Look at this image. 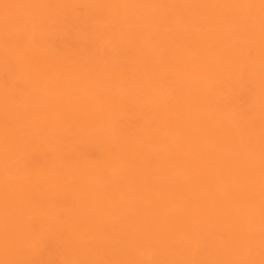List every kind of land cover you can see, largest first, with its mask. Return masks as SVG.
Masks as SVG:
<instances>
[{"label":"bare ground","instance_id":"bare-ground-1","mask_svg":"<svg viewBox=\"0 0 264 264\" xmlns=\"http://www.w3.org/2000/svg\"><path fill=\"white\" fill-rule=\"evenodd\" d=\"M0 264H264V0H0Z\"/></svg>","mask_w":264,"mask_h":264}]
</instances>
